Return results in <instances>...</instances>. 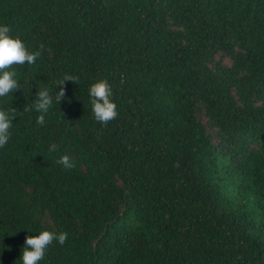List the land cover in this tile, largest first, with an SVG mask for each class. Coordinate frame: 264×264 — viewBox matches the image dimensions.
I'll return each mask as SVG.
<instances>
[{"label": "trees", "instance_id": "obj_1", "mask_svg": "<svg viewBox=\"0 0 264 264\" xmlns=\"http://www.w3.org/2000/svg\"><path fill=\"white\" fill-rule=\"evenodd\" d=\"M0 25L44 45L0 99L22 112L0 148V264L42 231L69 238L40 264H264V0H0Z\"/></svg>", "mask_w": 264, "mask_h": 264}, {"label": "clouds", "instance_id": "obj_2", "mask_svg": "<svg viewBox=\"0 0 264 264\" xmlns=\"http://www.w3.org/2000/svg\"><path fill=\"white\" fill-rule=\"evenodd\" d=\"M11 32L12 29L9 26L0 25V99L8 97L19 90V82L16 78L18 74L15 67L24 66L25 64L34 65L41 57L44 49V45L41 44L39 51H30L24 41L18 36L13 38ZM78 80L79 78L76 76L65 74L58 84L59 91L56 92L54 97L48 89L38 91L34 108L36 112L40 113L37 118L39 125L43 126L45 124V117L54 102L60 105L66 98V88L61 86L68 81L78 84ZM89 95L92 111L97 122L106 126L109 122L118 118V106L112 100L113 89L106 79L91 85ZM21 114L22 112L11 105L0 108V148L5 147L9 142L13 121ZM56 150L57 146L52 144L49 151L54 152ZM58 163L66 169L75 167L73 159L68 155L62 156ZM68 238L67 232L56 233L54 231H42L39 235L26 237L21 257L22 264H40L54 241H58L63 246Z\"/></svg>", "mask_w": 264, "mask_h": 264}]
</instances>
